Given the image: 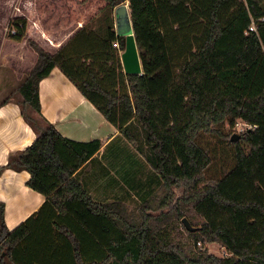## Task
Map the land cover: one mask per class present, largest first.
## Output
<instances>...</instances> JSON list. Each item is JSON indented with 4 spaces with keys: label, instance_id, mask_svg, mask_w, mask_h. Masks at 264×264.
<instances>
[{
    "label": "trees",
    "instance_id": "1",
    "mask_svg": "<svg viewBox=\"0 0 264 264\" xmlns=\"http://www.w3.org/2000/svg\"><path fill=\"white\" fill-rule=\"evenodd\" d=\"M125 1L142 73L124 71L123 37L113 23L102 34L88 28ZM263 1L34 0L44 30L74 21L81 27L55 52L27 39L37 59L19 88L20 103L39 135L7 166L27 170V185L47 200L13 230L0 205V264H264ZM253 21L257 29L250 31ZM10 26L16 33L10 30L8 37L21 41L27 19L16 16ZM56 67L126 139L135 142L134 130L143 131L146 158L157 173L150 184L193 182L192 208L203 221L188 232L198 242L221 243L228 255L184 254L169 233L153 225L151 191L140 195L141 223L128 217L122 200L92 197L76 173L102 148V140H72L28 114L32 110L45 120L40 82ZM239 119L250 127L231 139L232 168L204 181L212 158L197 136ZM134 174L121 176L131 188L144 190Z\"/></svg>",
    "mask_w": 264,
    "mask_h": 264
},
{
    "label": "crops",
    "instance_id": "2",
    "mask_svg": "<svg viewBox=\"0 0 264 264\" xmlns=\"http://www.w3.org/2000/svg\"><path fill=\"white\" fill-rule=\"evenodd\" d=\"M15 1V6H19L20 3ZM4 2L2 0L0 5ZM14 13H17L15 16L27 18L25 37L16 41L7 36L10 15L0 37V70L8 68L13 72L10 71L11 76L0 78V205H4L5 223L10 230L37 214L47 200L45 195L27 185L31 177L27 170L7 166L12 155L26 149L39 135L33 123L25 117L20 103L19 88L37 59L27 39H34L44 49L55 52L81 27L74 21L68 26L44 30L35 13L30 16L23 11ZM40 101L44 125L52 123L63 136L75 141L102 140V148L76 174L94 199L115 200L125 187L124 179L116 172L122 176L124 172L127 173V169L120 172L115 166L122 167L119 162L124 153L125 158L129 159L123 144L124 140L129 141L57 67L40 82ZM107 160H110L109 165ZM126 163L130 164L127 160ZM113 168L116 170L113 171ZM142 187L145 190L144 183ZM40 218L47 220L45 215Z\"/></svg>",
    "mask_w": 264,
    "mask_h": 264
},
{
    "label": "rangeland",
    "instance_id": "3",
    "mask_svg": "<svg viewBox=\"0 0 264 264\" xmlns=\"http://www.w3.org/2000/svg\"><path fill=\"white\" fill-rule=\"evenodd\" d=\"M4 1V4L0 5V37L3 36L5 23L9 15L10 20L6 29L7 33L13 29L10 26V23L16 17L15 14L17 13H14V11L19 13L23 11L28 16L32 15V13L37 15L34 0H17L18 3H20L19 6L18 4L15 6V0ZM0 2H2V0H0ZM124 3L129 4V1H125ZM12 7L14 9L13 11ZM262 7L264 9V1L262 3ZM100 15L102 16H99L100 18L91 22L88 25V28L94 29L102 34L108 25L113 23L115 26V9H109L104 12V14L102 12ZM1 69L0 78L11 76V70H8V68ZM28 114L35 119L37 124L41 126L44 125L43 119L36 115L32 110H29ZM249 127L250 126L248 124L239 119L234 126L231 125L228 120L227 122L213 125L212 132L207 130L200 131L196 140L202 147L205 148L212 158V163L204 174V181L218 179L232 168L234 163V152L230 144L231 138L233 135L238 136V134L245 131ZM134 132L137 136L135 142L128 139V143L125 140L123 141L124 146L127 148L126 151L129 155V159L125 158L124 153L122 161L119 162L122 164V167H118L119 165L117 164L115 167L121 171H125L127 169V172L130 170L135 172L133 178L134 183L136 184L142 181L146 186L144 190L145 192L140 190V188H131V186L124 182L125 187L118 194V197H116L117 199L115 198V200H122L126 205L128 217L136 218L138 223H141L143 217L140 215L139 210L143 201L141 200L140 195L144 194V196H147L148 191H151L148 195L149 197L147 196V203L150 207L149 213L153 216V225L159 224L163 230L169 233L175 246L178 249H181L184 254H187L188 256H196L202 253L204 255L213 254L215 256L228 255L225 247L219 242H198L196 237L190 235L183 224V218L185 217L188 218L195 226H200L203 221L202 217L197 216L192 208L195 192V188L191 187L193 182L181 181L176 185L166 184L160 186L158 183L156 184V182L153 181L150 184L151 179L156 177L157 173L147 161L145 152L148 150V145L146 144L143 136V131L140 128H137ZM126 160L130 163L129 165L126 163ZM106 163L109 165L110 160H107ZM114 170L116 169L113 168V171ZM116 174L122 178L117 172ZM200 186H202V184Z\"/></svg>",
    "mask_w": 264,
    "mask_h": 264
},
{
    "label": "water",
    "instance_id": "4",
    "mask_svg": "<svg viewBox=\"0 0 264 264\" xmlns=\"http://www.w3.org/2000/svg\"><path fill=\"white\" fill-rule=\"evenodd\" d=\"M129 4L123 2L115 8L117 34L123 37L122 41L124 44V51L121 54V59L126 73H142L143 66L135 39ZM236 137L237 135H233L231 139L234 141ZM183 224L190 232H195L200 228L194 226L186 217L183 218Z\"/></svg>",
    "mask_w": 264,
    "mask_h": 264
},
{
    "label": "built area",
    "instance_id": "5",
    "mask_svg": "<svg viewBox=\"0 0 264 264\" xmlns=\"http://www.w3.org/2000/svg\"><path fill=\"white\" fill-rule=\"evenodd\" d=\"M259 21H260V22H264V17L260 18ZM249 29H250V31H255V30L257 29V25H256V22H255V21L252 22V24H251V26H250ZM11 32H12V33H16V29L13 28V29L11 30ZM116 45H117V44H116ZM117 46H119V45H117Z\"/></svg>",
    "mask_w": 264,
    "mask_h": 264
}]
</instances>
